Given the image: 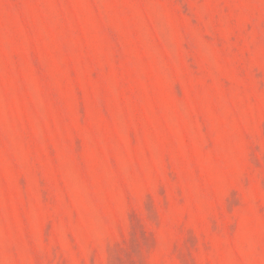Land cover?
I'll list each match as a JSON object with an SVG mask.
<instances>
[{
	"label": "rangeland",
	"instance_id": "obj_1",
	"mask_svg": "<svg viewBox=\"0 0 264 264\" xmlns=\"http://www.w3.org/2000/svg\"><path fill=\"white\" fill-rule=\"evenodd\" d=\"M0 264H264V0H0Z\"/></svg>",
	"mask_w": 264,
	"mask_h": 264
}]
</instances>
